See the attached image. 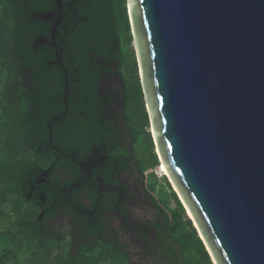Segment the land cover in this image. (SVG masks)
Returning <instances> with one entry per match:
<instances>
[{
    "label": "trees",
    "instance_id": "obj_1",
    "mask_svg": "<svg viewBox=\"0 0 264 264\" xmlns=\"http://www.w3.org/2000/svg\"><path fill=\"white\" fill-rule=\"evenodd\" d=\"M131 42L126 0H0V264H213L165 174L129 222L124 178L163 171Z\"/></svg>",
    "mask_w": 264,
    "mask_h": 264
},
{
    "label": "water",
    "instance_id": "obj_2",
    "mask_svg": "<svg viewBox=\"0 0 264 264\" xmlns=\"http://www.w3.org/2000/svg\"><path fill=\"white\" fill-rule=\"evenodd\" d=\"M126 4L164 174L213 264H264V0Z\"/></svg>",
    "mask_w": 264,
    "mask_h": 264
},
{
    "label": "rangeland",
    "instance_id": "obj_3",
    "mask_svg": "<svg viewBox=\"0 0 264 264\" xmlns=\"http://www.w3.org/2000/svg\"><path fill=\"white\" fill-rule=\"evenodd\" d=\"M131 45H132L134 57H135L136 62H137V53L135 50V44H134L133 40L131 42ZM137 66H138V62H137ZM105 82L110 89H116L117 81L115 78H111V77L107 78ZM144 101H145V98H144ZM119 104H120V102L118 101L116 103V105L119 106ZM144 107H145V110H146V112L148 114V118H149V113H148V108H147L146 102H144ZM147 130H149L151 137H152V140H153V133H152V129H151L150 120H149V123L147 126ZM154 150L157 154L156 146H154ZM160 167L162 169L161 165H160ZM141 171H142V176H143V183H141L139 172L136 169H134L133 172L129 173L126 176V178H124V180L126 181V183L129 186V188L136 195V201L131 202L129 205L130 206L129 207V218H130L129 222L134 223L135 221H138L139 222L138 225H142L143 221L150 219L154 215V208L151 206V204L147 200L146 192L148 191V188H146V186H145L146 176L149 175L150 173H152V171H153V174L156 176V178H161L164 175V172L160 171L158 169V167H155L154 169H146V170H143L141 168ZM172 191H174V193H175L173 186H172ZM174 193L171 192L169 194L170 195L169 196L170 201H171V206H170L169 212H170V210H173L176 212H178L179 210L182 211L181 208H183L185 214L187 215V212L184 208V205L182 204V201L180 200L179 196L176 193L175 194ZM159 202H160V204H163V200H159ZM118 222H119V218H116V216H114V218L111 220V224H117ZM51 226H52V228H54L55 230H58V231L61 229L62 230L67 229L70 227V221L64 216H59L51 222ZM123 234L126 235L125 241L128 244L126 247V250L131 253V257L133 260L138 259L137 255H135L136 254V246L134 245V242L131 239V236L125 232H123ZM145 264H147V263H145Z\"/></svg>",
    "mask_w": 264,
    "mask_h": 264
},
{
    "label": "flooded vegetation",
    "instance_id": "obj_4",
    "mask_svg": "<svg viewBox=\"0 0 264 264\" xmlns=\"http://www.w3.org/2000/svg\"><path fill=\"white\" fill-rule=\"evenodd\" d=\"M105 216H106V225L107 226H112L113 227V232H114V235L116 237V224H111V220L114 218V216H116V213H112V211H109L107 213H105Z\"/></svg>",
    "mask_w": 264,
    "mask_h": 264
},
{
    "label": "bare ground",
    "instance_id": "obj_5",
    "mask_svg": "<svg viewBox=\"0 0 264 264\" xmlns=\"http://www.w3.org/2000/svg\"><path fill=\"white\" fill-rule=\"evenodd\" d=\"M159 164L162 166V170H163V172L165 173V167H164V165L161 164V163H159Z\"/></svg>",
    "mask_w": 264,
    "mask_h": 264
}]
</instances>
